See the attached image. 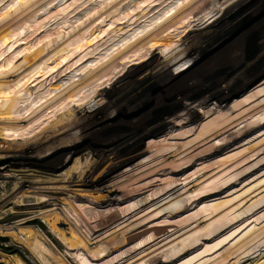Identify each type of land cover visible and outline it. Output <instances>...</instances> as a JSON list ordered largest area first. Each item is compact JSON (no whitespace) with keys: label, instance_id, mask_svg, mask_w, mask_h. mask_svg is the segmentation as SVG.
<instances>
[{"label":"rangeland","instance_id":"1","mask_svg":"<svg viewBox=\"0 0 264 264\" xmlns=\"http://www.w3.org/2000/svg\"><path fill=\"white\" fill-rule=\"evenodd\" d=\"M0 73V264H264V133L239 162L225 119L264 101V0H0Z\"/></svg>","mask_w":264,"mask_h":264},{"label":"bare ground","instance_id":"2","mask_svg":"<svg viewBox=\"0 0 264 264\" xmlns=\"http://www.w3.org/2000/svg\"><path fill=\"white\" fill-rule=\"evenodd\" d=\"M151 23L143 24L142 28L139 31L138 30L134 31V32H136L135 34L139 35V36H143L144 33H141V34H139V33L141 31H143L146 28V26H148ZM33 55L34 54H32L31 56H33ZM9 80H10V78H7L5 73H0V89H4L5 87H7V88L10 87ZM11 95H13V93ZM228 98H230V96H228L226 99H228ZM222 100L223 99L217 101V99H214L209 105L212 106V108H214V111H216L217 105H220ZM259 104H261L260 107L253 112L250 111L249 113H245V112L238 111V113H236V110L234 109V111L232 110L231 114H227V116H225L226 117L225 119H228L229 127H232L233 129L236 128L235 131L233 132L234 134H232V137L235 138V136H237L240 139L242 138V142L238 143L233 150L243 149L246 143H247L246 144L247 146L250 144L249 150L246 149L247 153L246 154H244V152L241 153L242 156L239 158V162H246L247 158L250 156V154L254 153L251 149L256 150V148L260 146L258 144H260V142L262 141V140L261 141H259V140L261 138L260 136L264 133V130H263L264 129V115L261 116V113H264V101H262ZM11 105H9L8 108H10ZM12 114H14V112H12ZM14 116H15V114L10 115L9 117L14 118ZM179 127H180V130H182V132H187V131H192L193 128L195 127V125H189V126L182 125ZM222 129H223V131H227V128L225 125L223 126ZM258 131H262V132L259 133L258 135H256V133ZM14 133H16V132L8 130V129L4 130V134L11 135ZM251 134H255V136L252 137L251 139H248L249 138L248 136ZM213 137H214V135L209 136L210 139H212ZM263 142H264V140L262 141V144H263ZM222 152H218L217 154H213L212 157H217ZM230 152L228 153V155L230 154ZM225 160H227V159H225ZM256 162H259L258 166L256 168L252 169L251 173L248 176H250L254 171L259 172V175L252 177L247 183L244 184V187L247 186L250 182H253L255 180H259L260 183H264V157L256 159ZM214 163H215L214 159L208 161L207 163H205L202 166V170H204V169L207 170V168H210ZM216 163H218L215 165V166L218 165L217 167L223 165V155L221 158L216 159ZM210 170L211 169H209L207 171H210ZM220 177H222L220 174H214L212 176H209V178H211L213 180L219 179ZM242 182H244V181H242ZM254 186H257V185L255 184ZM263 187L264 186H262V185L259 186V188H263ZM255 190H258V189H254L251 192H253ZM251 192H250V194H251ZM170 194H174V191H171ZM175 194H177V191ZM165 200H167V199H165ZM207 202L208 201H204L202 204L205 205V204H207ZM237 202H238V200H237ZM231 203L233 204V202H231ZM198 212L201 213L202 211L199 209ZM192 213H194V212H192ZM192 213H189L191 215H190V218H188V219L195 217V215ZM11 229L7 228L5 230H11ZM12 232H14V231H12ZM14 235L23 239L22 235H19L16 233H14ZM105 236L106 235H101V238L105 237ZM55 239L57 241H61L64 245L65 250H67V251L73 250V249L85 250L84 239L81 236L77 235L76 232H73L72 229H69V231H66L64 233L63 232H57L55 235ZM256 243H257V240H251L250 243L246 244L244 253H240L238 255L234 254L236 257L233 255V258L230 259L229 262H227V263H229V264H243L244 262H242V260H237V258L244 256L243 260L248 259L250 262H252V264H258V262H260V260H259V254L257 252V249H255L254 251H251V250H253V248L258 246V244H256ZM28 244H29V246H31V249L33 251V256L38 258V259L44 258L45 256H50V254H51L49 251V248L46 245H44L41 241H39V239L38 240L34 239L31 242H29ZM177 246L178 245L170 247L169 252H170V250H174L175 248H177ZM181 246L182 245L179 244V247H181ZM249 246H253V248H250ZM263 246H264V243H263ZM54 247H55V249H54L55 252H59V249L56 248V246H54ZM235 260H237V262ZM4 264H23V262L20 258H17V257H15V258L14 257H6ZM173 264H175V263H173ZM213 264H223V261H217V262H214ZM247 264H249V263H247Z\"/></svg>","mask_w":264,"mask_h":264},{"label":"trees","instance_id":"3","mask_svg":"<svg viewBox=\"0 0 264 264\" xmlns=\"http://www.w3.org/2000/svg\"><path fill=\"white\" fill-rule=\"evenodd\" d=\"M40 227H41V225H40Z\"/></svg>","mask_w":264,"mask_h":264}]
</instances>
